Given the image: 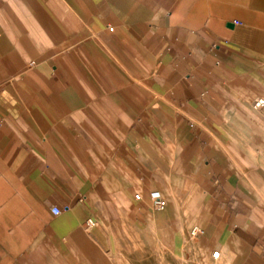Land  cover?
<instances>
[{"label":"crops","instance_id":"obj_1","mask_svg":"<svg viewBox=\"0 0 264 264\" xmlns=\"http://www.w3.org/2000/svg\"><path fill=\"white\" fill-rule=\"evenodd\" d=\"M258 96L264 0H0V264H264Z\"/></svg>","mask_w":264,"mask_h":264},{"label":"built area","instance_id":"obj_2","mask_svg":"<svg viewBox=\"0 0 264 264\" xmlns=\"http://www.w3.org/2000/svg\"><path fill=\"white\" fill-rule=\"evenodd\" d=\"M109 30L113 31L114 27L113 26H109ZM253 107L255 109H261L264 107V97H258L254 100L253 102ZM136 199L140 200L141 199V195L140 194H136ZM149 198L152 204V207L156 210H164L166 207V201L164 200V198L161 196V194L158 191H152L149 194ZM51 211L53 212V214L58 215L62 212V210L56 206L52 207ZM91 222V220H90ZM195 231L193 230V233ZM213 258L218 259L220 256V251L219 250H215L213 252Z\"/></svg>","mask_w":264,"mask_h":264},{"label":"rangeland","instance_id":"obj_3","mask_svg":"<svg viewBox=\"0 0 264 264\" xmlns=\"http://www.w3.org/2000/svg\"><path fill=\"white\" fill-rule=\"evenodd\" d=\"M258 97H262V96H258ZM258 97H255L254 98V100L256 99V98H258ZM254 102V101H253ZM254 108V107H253ZM254 111H255V113H257V119H259L260 117H261V114H262V112H264V108H261V109H255L254 108ZM193 232V231H192ZM190 261H191V258H190ZM212 264V263H211Z\"/></svg>","mask_w":264,"mask_h":264}]
</instances>
